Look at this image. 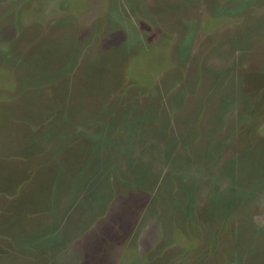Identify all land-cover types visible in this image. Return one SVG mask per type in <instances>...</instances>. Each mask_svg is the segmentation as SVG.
<instances>
[{
    "label": "rangeland",
    "instance_id": "rangeland-1",
    "mask_svg": "<svg viewBox=\"0 0 264 264\" xmlns=\"http://www.w3.org/2000/svg\"><path fill=\"white\" fill-rule=\"evenodd\" d=\"M0 264H264V0H0Z\"/></svg>",
    "mask_w": 264,
    "mask_h": 264
}]
</instances>
